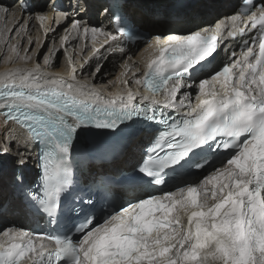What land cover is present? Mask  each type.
I'll return each instance as SVG.
<instances>
[{
  "label": "snow or ice",
  "instance_id": "6c2138e0",
  "mask_svg": "<svg viewBox=\"0 0 264 264\" xmlns=\"http://www.w3.org/2000/svg\"><path fill=\"white\" fill-rule=\"evenodd\" d=\"M106 11L115 16L113 6ZM8 12L0 4V14L7 18ZM61 16L69 18L59 14L58 26ZM35 18L53 19L43 12ZM226 19L228 37H249L239 55L233 51L216 70L206 68L218 51L223 21L214 30L156 36L143 75L136 70L132 81H124L142 86L143 93L128 87L105 96L79 81L75 66L70 80L42 72L38 62L0 73L5 127L14 123L25 133L22 143L39 146L37 175L26 195L54 222L75 182L71 157L78 139L124 135L136 125L152 129L134 168L136 186L118 209L97 218L94 201L80 197V212L67 208L68 223L55 233L6 230L0 264H264V2L242 0L240 10ZM66 31L91 34L93 40L104 36V44L127 34L123 25L105 32L78 18ZM67 39L61 38V47ZM10 53L9 59H31L20 56L16 44ZM129 70L126 63L122 75ZM195 71L211 75L199 80L193 106L191 93H180L193 86L185 80H193ZM16 163L23 166L26 158ZM163 185L173 190L160 192Z\"/></svg>",
  "mask_w": 264,
  "mask_h": 264
},
{
  "label": "bare ground",
  "instance_id": "6f19581e",
  "mask_svg": "<svg viewBox=\"0 0 264 264\" xmlns=\"http://www.w3.org/2000/svg\"><path fill=\"white\" fill-rule=\"evenodd\" d=\"M31 0L34 4L40 2L38 9L42 10L47 16L52 17L50 7L54 0ZM120 7L126 17L137 26L139 30L147 32L150 36L146 37V43L138 50H129L127 53H121L117 48L121 46L120 41L112 42L102 47L89 59L90 63L85 64L80 51H70L72 43L67 47L69 57L72 58V64L64 58L60 61L58 53L62 51L58 47L57 31L51 30L53 19H45L42 27L38 25L37 20L28 13L21 12L20 0H0V4L9 8L7 18L0 14V73L15 68H32L38 62L41 71L50 74V76L64 77L70 80L72 67L77 69V79L81 82H88L100 89L105 96L115 93L118 90H124L128 87L132 89V84H124L125 80H133V72L138 71L140 76L144 70V65L148 60L151 49L149 45L154 42L157 35H163L167 38L175 33L188 34L194 29L210 25L211 21L220 15H227L232 11V6H237V0H119ZM72 8L73 16L77 13L78 19H89L93 24L100 25L102 28H108L111 23L112 14L107 12L109 7L108 0H87V9L85 10V0H79L80 7L76 8L78 0H64ZM23 16L24 19L19 18ZM77 19V18H76ZM19 20V23L16 22ZM15 26L16 30L9 31ZM47 32V35H46ZM13 33V35H11ZM7 38V39H5ZM104 39L97 36L95 44L99 45ZM50 42L47 52L42 56V51L46 44ZM8 44V45H7ZM16 44L20 56H29L31 59L21 60L11 58L10 45ZM229 45V44H228ZM29 49L25 53V49ZM69 48V49H68ZM59 50L58 52L56 50ZM55 53V54H54ZM45 57H49V63L45 64ZM217 57V54L216 56ZM128 64L130 70L122 75L123 65ZM81 65H84L80 71ZM102 66L101 71L93 78V73L97 66ZM90 70L92 73H90ZM138 78V77H137ZM111 82V83H109ZM101 85L105 88H101ZM133 91L135 89H132ZM197 90L194 88L183 89L180 93H192ZM151 133L141 130L131 137L129 136L124 143V147L116 157L104 159L98 163L90 162L85 164V175H93L100 172H112L118 174L120 171H129L133 164L140 160L137 148L144 145ZM23 134L16 129L14 123L5 127L4 120L0 116V142L4 146L11 144L9 154L3 156L0 160V223L13 221L15 224L28 228V218L26 210L23 207L21 199L16 195L17 177H23L32 183L36 177V147L24 144ZM3 146V144H1ZM14 154V155H13ZM15 154L17 155L16 157ZM20 158H26L23 166L17 165L16 161ZM210 173V172H209ZM207 173L206 175H208ZM203 178V177H202Z\"/></svg>",
  "mask_w": 264,
  "mask_h": 264
},
{
  "label": "rangeland",
  "instance_id": "374dc122",
  "mask_svg": "<svg viewBox=\"0 0 264 264\" xmlns=\"http://www.w3.org/2000/svg\"><path fill=\"white\" fill-rule=\"evenodd\" d=\"M45 2H47V0H46ZM11 35H13V33H12ZM7 45H8V44H7ZM49 45H50V42H49L48 44H46V46H45L46 48L42 51V56H44V54L47 52V49H48ZM57 55H58V58H59L60 61L64 58V53H63V51H61V52L58 53ZM90 73H92L91 70H90ZM4 143H5V142H4ZM4 143H1V142H0V151H2V150H3V147H5V146H4ZM1 144H3V146H2ZM13 155H14V154H13ZM16 156H17V155L15 154L14 157H16ZM2 158H3V156H2ZM2 158H1V160H2ZM20 159H21V158H20Z\"/></svg>",
  "mask_w": 264,
  "mask_h": 264
},
{
  "label": "water",
  "instance_id": "95a60500",
  "mask_svg": "<svg viewBox=\"0 0 264 264\" xmlns=\"http://www.w3.org/2000/svg\"><path fill=\"white\" fill-rule=\"evenodd\" d=\"M1 157H2V156H0V160H1ZM118 205H119V204H118Z\"/></svg>",
  "mask_w": 264,
  "mask_h": 264
}]
</instances>
